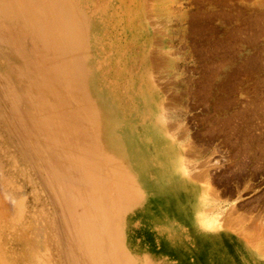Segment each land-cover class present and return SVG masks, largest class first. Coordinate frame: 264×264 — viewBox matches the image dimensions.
I'll use <instances>...</instances> for the list:
<instances>
[{
    "label": "rangeland",
    "instance_id": "obj_1",
    "mask_svg": "<svg viewBox=\"0 0 264 264\" xmlns=\"http://www.w3.org/2000/svg\"><path fill=\"white\" fill-rule=\"evenodd\" d=\"M26 1L15 14L0 0V264H264V0H45L54 10L63 3L67 23L84 33L71 58L93 91L104 158L116 163L109 168L102 158L99 171L56 137L44 146L48 135L37 131L36 94L26 96L31 80L18 76L31 51L34 61L57 60L60 45L37 48V17L51 11ZM30 13L27 23L42 28L25 36ZM50 87L67 99L64 110L80 113L76 120H90L78 110L79 93L66 95L54 79ZM60 126L72 137L67 145L90 138L84 128ZM167 148L181 157L184 186L161 163ZM45 149H63L67 170L45 164ZM100 189L115 209L92 206ZM190 189L201 202L199 226ZM86 191L93 233L67 202ZM108 225L120 239L110 245L129 261L103 257L93 242H107Z\"/></svg>",
    "mask_w": 264,
    "mask_h": 264
},
{
    "label": "bare ground",
    "instance_id": "obj_2",
    "mask_svg": "<svg viewBox=\"0 0 264 264\" xmlns=\"http://www.w3.org/2000/svg\"><path fill=\"white\" fill-rule=\"evenodd\" d=\"M3 1H5V2H3V4H5L7 7H9L15 14L19 13V8L21 7L19 5V3L21 2V0H3ZM14 1H16V2L13 3ZM44 4H45V0H27L26 1V7H30L32 5H37V6L39 5V6L43 7L45 13H48L49 11H51L50 14L46 15L47 17H43V16L37 17V19H38L37 24L39 26H40V24L43 26V40H44L43 42L37 44V48L39 45L44 47V44H46L45 41H47V40H48V43L46 44L47 46L50 44H54V43L57 44L58 43L60 45V51L58 49V52H56V54L61 55V57L54 54L55 57L58 58L57 60H52V59L48 58L47 60L34 61L30 57V54L32 52L31 49H28L27 47H25L20 42V46L22 47L23 53H27V52L31 51L28 55L25 56L27 62L25 63L26 70L24 71V74L18 73L19 78L23 76V77H26V79L31 80L30 83H28L26 86H24L25 90L23 89V92L26 94V96L28 94H34V93L36 94V96L34 97V101H36V103L39 105L38 109L40 110L39 111L40 116H38L37 118H33V120H39V123H35L37 131L40 132V134L43 133L44 135L45 134L48 135V136H46L47 137L46 141L43 143L44 146L47 145L49 142H51L50 136L56 137L59 141L62 142L61 145L64 144L63 146H66L68 148L71 147L72 152L74 154L73 158L80 159V161H78V162H80V164L82 163L83 158H86V159L88 158L90 160L89 165L85 164L84 162L82 163V165L84 167H86L87 170H90V168H92V169L95 168L97 171L102 170L101 169L102 167H100V166L98 167V164H100L99 160L104 158V155L107 156L108 151L106 150L105 154L103 155V149H105V147L103 148V144H105V143H104V140L101 139V133H102L101 131L102 130H101L100 117L98 115V109L94 104L91 103V101L87 97V95L92 94L93 91H92V88L90 86H87V83H86V77L87 76L83 72V67L81 69L77 68L76 62L71 58L72 57L71 55H73V54L71 53L70 49L75 48L77 46H82L84 44V33H79L80 27L75 26V24L69 25L67 23L68 19H69V15H68L67 11L65 10L63 3L62 4L58 3L55 10L52 7H50L48 4L47 5H44ZM0 7H2V6H0ZM21 8H23V6ZM23 15L26 17V14H23ZM49 15H51V16H49ZM32 18H33V14L30 13L28 15V18L25 19L24 23L28 25V26H24L25 36H27V34H28V36L35 35V33L36 34L39 33L38 30L42 28V26H41V28H39V29H34V26H36L37 24L30 26L27 23V19L31 20ZM60 27H61V31H60ZM69 28H70V32L67 33L65 31V29H67V31H68ZM47 32H50L49 37H47V35H46ZM10 48H12V47H10ZM11 51H13V50H11ZM79 64L81 66L85 65V63L83 61H79ZM88 76L92 78V76H90L89 72H88ZM53 79L57 80L59 85H60V82L63 84V87H62L63 92H65L66 95L68 92L79 93V95H80V97H79L80 98V100H79L80 101V107L78 110L80 111L81 109H84L86 111V115H89L88 111L90 112V115L88 116L90 118V120H86L84 118L86 124L81 120H79V121L76 120L77 115H80V113L75 111L77 113L76 114L75 112H73V110L68 109V108L67 109L65 108V110H64L62 105H64V102L67 99H65L64 102H60V99H61L60 93L50 87V83L52 82ZM30 92H32V93H30ZM16 95L20 100V96H18V94L14 93L15 97H16ZM101 105H102V107L104 106V108L108 109V107L106 106V103L102 102ZM59 106H62V107H59ZM54 111H55V113H54ZM15 114H18V113L15 111ZM56 119H61L62 122L60 124L58 123L55 125L48 123V121H53ZM59 125H61L60 127L66 131H68L69 129L71 130L73 126H76L79 128H84V130L86 132H88V134L90 135V138H88V139L84 138V137L75 138L76 139L75 145H72V144H71V146L67 145L66 141H71L72 137L69 135V133L58 132L59 131ZM54 126H55V129H52L51 127H54ZM28 129L29 128L27 127V131H29ZM84 130H82V131H84ZM153 130L157 133L156 127ZM40 134H39V136H40ZM120 142L122 143V141H120ZM130 144H132V143H130ZM96 146H97V150L94 149ZM168 147H171V146H168ZM63 148H65V147H63ZM106 149H108V148L106 147ZM123 149H127V147L125 148V146H124ZM57 151H59V150H57ZM60 151L61 152L59 154L57 153L58 157L56 155H52V152L50 150H49V152L47 151L48 153H45L46 156L43 153L44 157L47 158L45 160V164H48V163L53 164V169L55 171H58L60 168H64V166L62 164H64L65 161L67 162L66 163L67 165L70 164V161L67 159V156H62L63 149ZM167 151L169 154L166 155L167 152L165 153V151H164L166 157L162 159L161 163H165L164 165H166L168 172L170 174H172V177L175 179L177 186L186 185V183L184 182V177H183L181 170H180L181 169L180 164H182L181 163V157L175 158L173 156L174 151H171V149H168ZM67 152H69L68 149H67ZM82 152L84 153L85 157L82 156V154H81ZM57 158H58V160H56ZM108 158L109 157H107L106 159L104 158V159L107 160L106 162H107V165H109V168H113L111 166V164L112 163L116 164V163L111 162L110 159L108 160ZM55 160H56V162H60V164L56 165ZM158 162H159V160H158ZM64 169L67 170L66 168H64ZM67 180L69 181V178ZM67 180H65V181H67ZM95 182H97L99 185L100 184L104 185V183H106V182H103L102 177L96 178ZM119 184L122 186L123 185L125 186L126 182L121 181ZM119 190L121 191V188H119ZM188 192H190L188 195L192 197V201H193V198H196L195 202L192 203V209H191L190 217H192L193 224L195 226L202 225V221L198 216V214L200 213L201 202L196 197V194H192V189H190ZM113 193L115 194L116 191ZM107 194H109V192L102 190V189H100L97 192L96 201L92 205L97 211H99L98 207H100V210H105V212L108 210H112V208L115 209V204L114 203L110 204V202L113 200H110L108 202L104 201L106 199ZM82 195L83 194L76 193L75 197L73 196V197L68 198L69 200L67 202L72 203V205L75 207V209H77V213L83 214V217L85 218V223H86V224L84 223L82 225L84 231L93 233L94 228L91 226L90 223H91V215L95 209H92V207H87L83 204V198H88L87 191L85 192V194L83 196ZM111 195H113V194H111ZM125 199L127 201L132 200L131 198H129L128 195L125 196ZM202 206H205V205L203 204ZM74 212H76V211H74ZM108 226L109 227L107 229V233H105L102 236V237L106 236L105 239H107V242L104 239H102L98 236H95V235L92 238L93 242L100 245V248L104 253L103 257H105V256L111 257L113 255V256H117V258L119 257V259L121 257V259L123 261H124V258L127 261H129L127 259V254L125 253V251L123 249L120 251H119V249L115 250L113 245H110V244L118 243L117 240H120V239H119V235H118V238L115 237V234H114L115 232H113V231L111 232L112 235L110 236L109 228H114V227H112L110 225H108ZM213 226H214V224H213ZM80 228H78V229H80ZM207 229H208V227H207ZM113 239H117L116 242H111ZM122 260H121V262H122ZM128 263H130V262H128Z\"/></svg>",
    "mask_w": 264,
    "mask_h": 264
}]
</instances>
